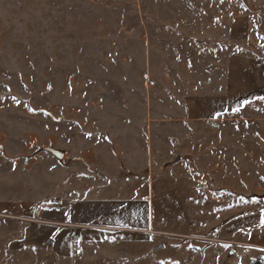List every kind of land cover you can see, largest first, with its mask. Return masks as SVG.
<instances>
[{
    "label": "rangeland",
    "instance_id": "obj_1",
    "mask_svg": "<svg viewBox=\"0 0 264 264\" xmlns=\"http://www.w3.org/2000/svg\"><path fill=\"white\" fill-rule=\"evenodd\" d=\"M258 260L264 0H0V264Z\"/></svg>",
    "mask_w": 264,
    "mask_h": 264
},
{
    "label": "crops",
    "instance_id": "obj_2",
    "mask_svg": "<svg viewBox=\"0 0 264 264\" xmlns=\"http://www.w3.org/2000/svg\"><path fill=\"white\" fill-rule=\"evenodd\" d=\"M132 206L130 205V199L126 200L124 202V200L119 203L114 202L111 205H105V207H100V211L101 213L99 214V223L98 224H87V223H83V224H77L78 226H87L88 228H95V229H99V228H106V227H111L110 225H114L116 227H118L121 230H127V231H132L133 228H128L127 225L136 223L134 221V213L132 211ZM59 222H52L53 226H56V231L57 236L54 240V242L56 244L61 243L64 238H63V234L62 232H60L62 230V228H59ZM64 224V223H62ZM76 223H67L64 225L67 226H72L75 225ZM127 227V228H126ZM60 232V233H59ZM87 235V234H86ZM85 235V239L86 236Z\"/></svg>",
    "mask_w": 264,
    "mask_h": 264
},
{
    "label": "water",
    "instance_id": "obj_3",
    "mask_svg": "<svg viewBox=\"0 0 264 264\" xmlns=\"http://www.w3.org/2000/svg\"><path fill=\"white\" fill-rule=\"evenodd\" d=\"M46 151L51 153L54 157H56L59 160H62L65 157L63 152H60V151L53 149V148H47Z\"/></svg>",
    "mask_w": 264,
    "mask_h": 264
},
{
    "label": "trees",
    "instance_id": "obj_4",
    "mask_svg": "<svg viewBox=\"0 0 264 264\" xmlns=\"http://www.w3.org/2000/svg\"><path fill=\"white\" fill-rule=\"evenodd\" d=\"M255 264H264L263 260H258Z\"/></svg>",
    "mask_w": 264,
    "mask_h": 264
}]
</instances>
